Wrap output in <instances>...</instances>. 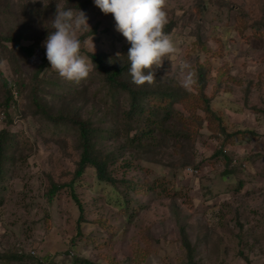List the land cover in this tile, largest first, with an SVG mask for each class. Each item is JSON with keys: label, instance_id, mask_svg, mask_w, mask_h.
<instances>
[{"label": "rangeland", "instance_id": "1", "mask_svg": "<svg viewBox=\"0 0 264 264\" xmlns=\"http://www.w3.org/2000/svg\"><path fill=\"white\" fill-rule=\"evenodd\" d=\"M165 10L177 52L145 85L184 88L181 81L190 74L187 90L203 88L217 121L192 99L187 106L196 107L193 113L177 102L172 116L153 123L146 113L127 118L125 94L107 97L94 70L77 84L47 63L36 80L46 54L43 21L53 17L56 0L47 8L42 0H0V38L22 31L21 45L38 44L26 56L0 40V76L14 85V103L4 113L0 80V130L11 137L0 181V264H41L35 258L70 264L74 256L94 264H264V0H166ZM83 11L91 31L78 34L82 55L119 54L128 41L113 14L94 3ZM32 94L54 114L89 119L106 135L112 129L99 146L115 154L114 184L98 180L89 167L72 188L66 185L50 199L52 182L73 178L78 132L36 113ZM151 128L139 144L126 140L127 133ZM125 161L132 165L122 175ZM125 179L136 190L159 186L135 192ZM72 189L84 207L81 222ZM123 199L129 211L115 205ZM99 219L107 228L94 222ZM181 226L194 248L192 263Z\"/></svg>", "mask_w": 264, "mask_h": 264}, {"label": "trees", "instance_id": "2", "mask_svg": "<svg viewBox=\"0 0 264 264\" xmlns=\"http://www.w3.org/2000/svg\"><path fill=\"white\" fill-rule=\"evenodd\" d=\"M68 6L73 7L74 9L84 10L87 9L90 5L94 3V0H64ZM39 14H44V18L46 16V11H39ZM45 21H43L44 25ZM38 25V24H37ZM52 30L46 29V31L42 34H48ZM171 31V24H167L165 27V32L168 34ZM23 35L22 31L18 33H10L7 35L2 36L0 40H8L13 42V45L18 47L26 56H32L37 50L38 44L34 40V43L28 45H21L20 38ZM27 38H33V36H27ZM83 39V36L80 37ZM131 47L130 43L128 42L127 45L123 47L119 55H109L103 52L100 53H92V52H85L86 55L90 60L93 61L94 68L93 70L96 72V75L100 79L101 85L104 89H106V96L109 98H114L115 95L118 94H125L127 98V107L124 110L127 118L132 117L133 115L143 116L145 115L148 120H151V123L156 121L157 119H163L166 116H172L175 113V109L173 108L174 103H184L187 106L189 100L197 101L198 105L201 106L203 109L206 117H211L218 120V116H216L215 112L211 108L210 99L206 96L203 88L199 90V92H192L187 90L186 88L178 87L176 85L173 86H166V85H158L156 87L151 86H141L137 87L136 85L132 84L131 77L128 75V68L130 67L127 61V52L128 49ZM49 63L46 54H43L40 58V63L38 64V72L35 76L36 80L40 79L39 72L44 68V65ZM50 64V63H49ZM201 74L203 72H200ZM0 80L2 83V87L4 88V96L2 100V107L4 113L6 110L9 109L11 103H14V98L12 94V87L14 86L11 83H7L1 76ZM35 88V89H34ZM34 91H39V86H34ZM32 103L33 107L36 109V113L43 115L49 121L53 122L54 124L60 123H70L77 129L78 132V142L80 147L79 157L76 161V168L73 172V178L71 182L65 184H57L52 182L51 190L49 193L50 199L52 195L57 192L62 187L68 185L72 188L73 182L79 180L80 177L84 174L87 168L91 167L95 170L98 180L104 181L106 183L114 184L115 178L110 170V166L116 162V157L114 152L111 150H105L104 148L100 147V142L104 139H107L109 136H112V129H107L108 135L104 134L101 129L93 125V123L89 119L85 118H72L63 116V114H54L51 112L50 108L47 107L46 104L43 103L42 97L39 95L32 94ZM106 97V98H107ZM199 106V107H200ZM188 110L190 112L195 111V106L192 104H188ZM5 117H7L5 115ZM113 117V116H112ZM115 117V116H114ZM113 117L114 120H116ZM220 124V122H219ZM224 131V128H221ZM154 132V128L149 129L148 131H142L139 134H134L133 136H126V140L130 142L138 141V144L141 143L142 139H145L146 135L151 134ZM227 138L231 136L230 133L226 134ZM223 139H220V141ZM11 145V137L7 129L3 128L0 130V181L3 177L4 171V163L7 159V151L9 150V146ZM221 149V148H220ZM221 152L218 150L217 153ZM131 163L129 161H125L120 164L122 175L127 172L128 169L131 168ZM244 165V164H243ZM242 166L240 163L237 164V167L240 168ZM233 168H229L228 171H224L226 173H230L229 170ZM123 183L126 184V187L134 190L135 192L139 191H149L150 189L153 190L154 188L158 187L159 184L150 185L149 187L145 186L146 188H140L138 190L135 189L133 181L123 180ZM163 189V188H162ZM72 198L76 202L79 211L80 217L78 221L81 222L82 214L84 212V207L80 199L77 197L76 193L71 191ZM48 196V197H49ZM123 203L116 202V206H118L121 210L129 211V206L127 205L128 199H123ZM97 222L102 228H107L105 221L103 220H94ZM180 236L181 242L183 247L186 250L187 256L189 258V263H192V256H193V246L190 244V241L187 237V234L184 230V227H180ZM68 253V252H67ZM22 257L25 258V255H19L16 258L21 259ZM26 257H31L30 255H26ZM33 257V256H32ZM34 258V257H33ZM47 258V257H46ZM36 261H39L41 264H46V260H42L40 258H35ZM70 264H94L88 258H84L82 256H74L71 258Z\"/></svg>", "mask_w": 264, "mask_h": 264}, {"label": "clouds", "instance_id": "3", "mask_svg": "<svg viewBox=\"0 0 264 264\" xmlns=\"http://www.w3.org/2000/svg\"><path fill=\"white\" fill-rule=\"evenodd\" d=\"M42 3L47 8L50 0H42ZM94 4L104 14H113L116 30L131 45L126 56L130 82L137 87L153 84L155 70L177 52L172 38L165 32L169 22L166 0H94ZM43 27L54 29L44 42L52 71L68 82L79 84L87 79L95 64L81 53L78 34L91 31L85 12L68 6L64 0H56V11ZM93 49L95 51L94 44ZM181 84L189 89L193 84L191 75L184 76Z\"/></svg>", "mask_w": 264, "mask_h": 264}, {"label": "built area", "instance_id": "4", "mask_svg": "<svg viewBox=\"0 0 264 264\" xmlns=\"http://www.w3.org/2000/svg\"><path fill=\"white\" fill-rule=\"evenodd\" d=\"M188 169H190V171L192 170L191 168H188Z\"/></svg>", "mask_w": 264, "mask_h": 264}]
</instances>
